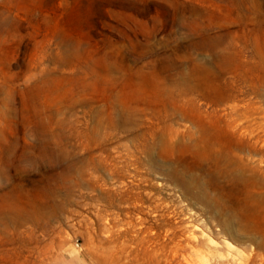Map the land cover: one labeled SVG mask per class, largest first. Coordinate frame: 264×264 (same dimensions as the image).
Returning <instances> with one entry per match:
<instances>
[{
	"label": "rangeland",
	"instance_id": "374dc122",
	"mask_svg": "<svg viewBox=\"0 0 264 264\" xmlns=\"http://www.w3.org/2000/svg\"><path fill=\"white\" fill-rule=\"evenodd\" d=\"M0 264H264V0H0Z\"/></svg>",
	"mask_w": 264,
	"mask_h": 264
}]
</instances>
